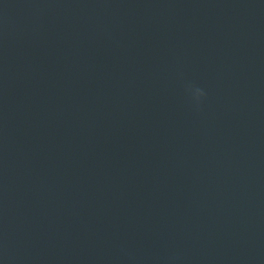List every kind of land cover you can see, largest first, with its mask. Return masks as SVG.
<instances>
[{"label": "water", "instance_id": "95a60500", "mask_svg": "<svg viewBox=\"0 0 264 264\" xmlns=\"http://www.w3.org/2000/svg\"><path fill=\"white\" fill-rule=\"evenodd\" d=\"M0 264H264V0H0Z\"/></svg>", "mask_w": 264, "mask_h": 264}, {"label": "clouds", "instance_id": "9594fccd", "mask_svg": "<svg viewBox=\"0 0 264 264\" xmlns=\"http://www.w3.org/2000/svg\"><path fill=\"white\" fill-rule=\"evenodd\" d=\"M189 91L191 92L194 99H199L204 95V92L201 88L196 86H189Z\"/></svg>", "mask_w": 264, "mask_h": 264}]
</instances>
